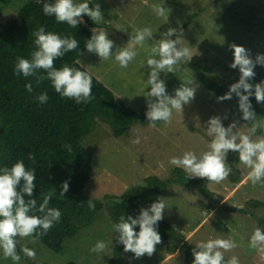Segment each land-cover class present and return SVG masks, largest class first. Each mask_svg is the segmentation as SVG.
<instances>
[{
  "label": "rangeland",
  "instance_id": "obj_1",
  "mask_svg": "<svg viewBox=\"0 0 264 264\" xmlns=\"http://www.w3.org/2000/svg\"><path fill=\"white\" fill-rule=\"evenodd\" d=\"M27 0H12L10 5L0 3V18L18 9ZM75 3L88 2L90 8L101 6L103 19L97 23L96 31H104L114 41L115 54L118 47H124L136 30L150 27L153 37L146 39L144 46H135L138 55L127 68H121L114 55L108 60H101L95 53L86 50L78 59L79 63L93 73L109 87L117 97L124 99L138 112H147V85L151 69L146 65L152 54L151 49L169 28L182 30L180 47H188L193 57L181 60L176 65L175 73H161L167 85V92L175 94L182 82L193 81L197 87L195 99L184 105L183 111L173 110L170 122H156L155 127L135 125L129 135L114 137L108 125L98 122L85 143L96 148L93 162L95 174L87 184L84 194L102 196L121 194L127 188L142 184L149 175H158L162 179L172 177L177 166L170 163V158L182 156L185 151H193L198 156L209 150L212 137L207 135V121L212 116H220L225 127L233 121H239L238 130L247 132L250 127L238 117L231 108V103L218 102L207 90L200 77L205 81L216 73H227L233 77L239 69L229 65L234 60L230 45L235 43L250 50L251 57L264 54V0H74ZM237 7L231 11V5ZM159 4L170 9L166 16L159 17L152 5ZM250 8L254 10L251 16ZM198 12L193 22L185 26L189 14ZM103 25H107L104 27ZM120 29V30H118ZM175 40L176 35L170 37ZM153 58L159 59V56ZM264 72V66L257 64L255 71ZM227 116V119L224 117ZM258 130L253 139L260 137ZM137 137L139 144L133 143ZM234 152L229 150L227 163L232 169L241 170L240 182L233 183L230 176L220 183L204 180L206 187L213 193L203 195L197 190L180 184H171L160 198L166 208L163 217L177 230L184 234L175 252H167L166 242L155 247L151 257L145 254L137 259L132 252L123 253L118 264H186L185 253L180 248L184 242L196 246L208 239L233 238L238 247L224 252V257L239 258V264H264V253L249 247L250 237L264 218V207L254 208L250 213H238L232 208L246 207L251 198L264 201V187L253 186L248 179V169L236 160ZM174 176V175H173ZM198 178V177H197ZM232 207L228 210L226 207ZM115 223L106 210L91 225L82 227L73 237L67 239L63 249L56 252L39 240L32 242V237H17V252L21 256L19 264H112L113 247L116 242ZM105 241L108 248L101 253L90 249L97 241ZM27 246L36 251V258L30 259L21 251ZM0 264H14L9 258H3L0 250Z\"/></svg>",
  "mask_w": 264,
  "mask_h": 264
},
{
  "label": "trees",
  "instance_id": "obj_2",
  "mask_svg": "<svg viewBox=\"0 0 264 264\" xmlns=\"http://www.w3.org/2000/svg\"><path fill=\"white\" fill-rule=\"evenodd\" d=\"M12 0H0V3L10 5ZM43 3L54 4L55 0H27L17 10L0 18V168L11 167L14 163L23 160L27 169H35L36 187L32 197L36 199L37 208L43 202L45 195L52 194L49 208H58L62 216L59 222L42 236L39 241L48 248L60 252L67 239L76 235L82 227L91 225L101 213L106 210L114 221L119 222L123 214L125 219L129 215L136 218L141 208L150 207L152 203L160 199L162 193L171 184H180L190 189L197 190L203 195L214 193L206 187L204 178H189L181 167H175L172 177L162 179L158 175H149L144 178L142 184L127 188L123 193L105 194L102 196H90L84 194L87 184L95 174L93 162L95 161L96 148H90L85 143L98 122L108 125L114 137L129 135L135 125L145 126L150 121L146 112H138L124 99L117 97L114 92L100 81L93 73L78 63L86 48V42L93 34L92 30L98 27L86 14L83 22L76 28L66 22L59 23L54 16H46L43 12ZM235 3L231 5V11L236 10ZM253 16L254 10L250 8ZM199 15L194 12L188 15L185 26L190 25ZM44 27L46 32H53L64 37H75L79 42L76 50L65 53L54 61V67L62 68L64 65L78 68L88 72L92 76V96L90 103H76L74 99L61 97L54 89L52 82L47 79L44 69L37 71L38 76L45 79L37 83L36 76L24 77L16 75L14 68L18 57L31 59L32 52L38 50L35 44L33 31ZM106 27L107 25H103ZM255 77L249 83L255 84L264 81V72L255 71ZM240 73L234 77L227 73H216L212 79L205 81L201 76L205 87L216 98L225 95L231 84L239 80ZM31 83L33 91H27L26 85ZM254 92V88H253ZM47 93L48 100L41 103L37 98L40 94ZM231 108L235 114L242 117L239 111V98L233 94ZM253 110L257 119H264V103H257L255 95L250 97ZM242 120V119H241ZM243 121V120H242ZM246 125L249 123L243 121ZM259 134L264 135V128L258 129ZM71 145V151L65 147ZM34 160L29 159V154ZM236 160L238 152H234ZM230 173L233 183L240 182L241 170L236 166ZM69 182V191L64 198L60 197L62 184ZM23 181L21 182L22 185ZM55 188V192L53 190ZM92 199L95 209L91 210L87 202ZM246 207L231 208L238 213H250L254 216V208L264 207V201L251 198L246 202ZM252 209V210H251ZM29 215L42 213L34 210ZM259 224H264V218H260ZM157 231L166 242L167 252H175L184 240V234L177 230L164 217L156 226ZM139 225L135 231L139 232ZM41 231V229H38ZM119 233H116V242L113 247L112 264H118L124 253L123 244L118 242ZM196 246L184 242L180 246L185 253V263L193 264L192 249ZM225 260H228L225 258Z\"/></svg>",
  "mask_w": 264,
  "mask_h": 264
},
{
  "label": "clouds",
  "instance_id": "obj_3",
  "mask_svg": "<svg viewBox=\"0 0 264 264\" xmlns=\"http://www.w3.org/2000/svg\"><path fill=\"white\" fill-rule=\"evenodd\" d=\"M41 0H37L40 3ZM153 11L159 17L167 19L166 14L171 11L163 5L153 4ZM43 12L46 16H54L59 23L66 22L69 26L76 28L83 22V15L86 14L96 24L103 19L101 6L96 4L94 8L89 7L88 2L75 3L74 0H55L54 4L43 3ZM120 30V29H118ZM93 34L86 42L89 53L97 54L101 60H108L114 55L115 61L121 68H127L129 63L135 59L138 52L135 46H144L145 40L153 37L150 27H145L135 31L130 42L124 47H118L115 54L112 49L114 41L108 38L104 31ZM35 44L38 50L32 52L31 59L23 57L17 58L14 71L16 75L23 74L24 77L36 76L37 83L45 79L38 76L37 71L44 69L54 89L61 97L74 99L76 103H90L92 96V76L78 68L64 65L57 69L54 61L65 55V53L76 50L79 42L75 37H64L53 32H46L44 27H39L33 31ZM176 35L175 40L171 39ZM182 30L169 28L162 38L157 40L156 46L151 49V55L147 59L146 65L151 69L147 85V112L146 117L150 121V126L155 127L156 122H170L173 110L183 111L184 105L190 104L194 99L197 87H193V81L182 82L176 88L175 94L167 92V85L161 79V73H175L176 65L183 59L189 61L193 57L188 47H180ZM233 50L234 60L229 65L232 69H239L240 77L236 83L230 85L228 92L217 98L218 102L231 100L233 94L239 98V111L242 113L241 119L251 126L247 132L239 131V121H233L227 127L222 123L220 116H212L207 121V135L212 137L209 150L204 151L199 156L193 151H185L182 156L170 158V163L181 167L188 174L189 178H204L210 182L220 183L228 178L231 167L228 165L227 154L229 150L238 152L240 163L248 169V179L253 186L260 184L264 187V135L253 139L258 129L264 128V119H257V114L253 110L250 97L254 94L257 103H264V81L258 84L249 83L256 73L254 68L257 64L264 66V54H257L255 60L252 59L250 50L235 43L230 45ZM82 55V53H81ZM159 56V59L153 58ZM79 63V61H78ZM27 91L32 92V84L26 85ZM254 88V92H253ZM41 103L48 100L47 93H42L37 98ZM227 119V116L224 117ZM140 143L137 137L133 141ZM71 151V145H65ZM29 159L34 160L30 153ZM35 169H27L23 160L14 163L10 168H0V250L3 252L5 260L11 259L14 264H19L21 256L17 252V237H32L35 243L42 236L59 222L62 213L58 208H49V201L52 194L45 195L43 202L37 208L36 199H25V196L32 197L36 184ZM23 181L22 185L21 182ZM55 192V188H53ZM69 191V182L64 181L60 197L64 198ZM91 210L95 209L92 199L88 202ZM166 208L163 198L151 204L150 207L141 208L140 214L133 218L131 215L125 219V215L119 217V222L114 226L116 233H119L118 242L123 244L125 252H132L135 258L139 259L147 254L149 257L155 252L157 244L161 243V235L157 231L158 222L163 219V211ZM34 210L42 213L39 215H29ZM139 225V232L135 231ZM41 229V231H38ZM238 247L233 238L208 239L206 242H199L192 249L194 256L193 264H239V258L232 256L225 260L224 252L231 251ZM249 247L264 253V229L256 227L250 237ZM108 248L105 241H97L90 249L93 253L104 252ZM23 254L30 258H36V251L27 246L22 247Z\"/></svg>",
  "mask_w": 264,
  "mask_h": 264
}]
</instances>
